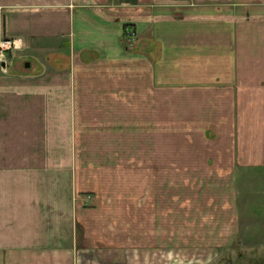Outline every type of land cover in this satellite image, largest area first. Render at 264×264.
Segmentation results:
<instances>
[{
	"label": "crops",
	"instance_id": "0c3cea01",
	"mask_svg": "<svg viewBox=\"0 0 264 264\" xmlns=\"http://www.w3.org/2000/svg\"><path fill=\"white\" fill-rule=\"evenodd\" d=\"M1 39L0 264L234 246L264 171V0H0Z\"/></svg>",
	"mask_w": 264,
	"mask_h": 264
},
{
	"label": "rangeland",
	"instance_id": "374dc122",
	"mask_svg": "<svg viewBox=\"0 0 264 264\" xmlns=\"http://www.w3.org/2000/svg\"><path fill=\"white\" fill-rule=\"evenodd\" d=\"M255 175L249 192L240 197V239L210 264H264V171ZM124 179L126 183L129 180L127 176ZM120 228L127 234L128 226Z\"/></svg>",
	"mask_w": 264,
	"mask_h": 264
},
{
	"label": "built area",
	"instance_id": "2783aa9c",
	"mask_svg": "<svg viewBox=\"0 0 264 264\" xmlns=\"http://www.w3.org/2000/svg\"><path fill=\"white\" fill-rule=\"evenodd\" d=\"M12 46H13V43L10 39L0 40V59L1 60H4L7 57V53L12 50Z\"/></svg>",
	"mask_w": 264,
	"mask_h": 264
}]
</instances>
